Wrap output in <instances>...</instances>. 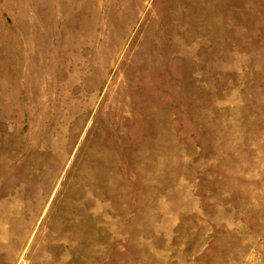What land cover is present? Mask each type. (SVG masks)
Wrapping results in <instances>:
<instances>
[{
    "label": "rangeland",
    "instance_id": "1",
    "mask_svg": "<svg viewBox=\"0 0 264 264\" xmlns=\"http://www.w3.org/2000/svg\"><path fill=\"white\" fill-rule=\"evenodd\" d=\"M0 264H264V0H0Z\"/></svg>",
    "mask_w": 264,
    "mask_h": 264
}]
</instances>
